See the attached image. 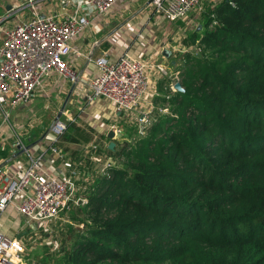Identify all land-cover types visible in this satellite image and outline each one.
Returning a JSON list of instances; mask_svg holds the SVG:
<instances>
[{"label": "trees", "instance_id": "16d2710c", "mask_svg": "<svg viewBox=\"0 0 264 264\" xmlns=\"http://www.w3.org/2000/svg\"><path fill=\"white\" fill-rule=\"evenodd\" d=\"M205 4L183 39L200 51L174 65L184 90L158 87L168 111L107 146L118 165L78 161L87 202L62 212L79 227L57 264H264V0ZM91 140L76 119L57 145Z\"/></svg>", "mask_w": 264, "mask_h": 264}, {"label": "built area", "instance_id": "2783aa9c", "mask_svg": "<svg viewBox=\"0 0 264 264\" xmlns=\"http://www.w3.org/2000/svg\"><path fill=\"white\" fill-rule=\"evenodd\" d=\"M63 1L70 3L71 9L57 13L39 10L36 0H15L16 5L11 6L16 12L12 19L9 13L0 19L1 122L15 134L17 143L24 146L15 130L12 110L28 104L36 92L48 93V82L59 75L79 84L80 95L88 103L99 97L112 102L124 115V123L137 125L136 136H144L152 118L168 111V107L154 104L153 98L159 93L153 83L172 76L176 81L171 83L170 90L175 91L179 72L170 74L168 66L152 55L136 57L125 53L119 59L111 60L106 54H101L93 59L97 67L95 74L81 79L68 61L72 41L90 26L94 13H108L118 0ZM215 1L152 0V4L165 19L177 22L185 19L195 8H202V3ZM5 20L7 24L2 23ZM179 50L187 51L184 45H179ZM75 120L71 110L65 107L61 116H56L46 130L47 134L50 132L48 136L52 133L47 152L57 161L68 162L65 148L57 145V141L67 129L68 122ZM109 129L114 130L118 137L123 135L122 124L112 122ZM91 146L97 148L98 144L92 143ZM43 158L42 154L31 157V163L14 178L0 166V214L12 207L23 215L26 225L34 229L48 228L60 213L87 202L84 192L88 185L79 164H68L64 174L56 175L44 167ZM109 165H114L111 158L105 167ZM23 251L20 239L0 229V264H23Z\"/></svg>", "mask_w": 264, "mask_h": 264}, {"label": "crops", "instance_id": "0c3cea01", "mask_svg": "<svg viewBox=\"0 0 264 264\" xmlns=\"http://www.w3.org/2000/svg\"><path fill=\"white\" fill-rule=\"evenodd\" d=\"M36 7L43 12L55 11L60 13L70 10L71 4L63 0H36ZM186 18L177 22L168 21L158 13L152 4V0H118L108 13L93 14L90 26L73 39L72 51L68 56V61L81 79L95 74L97 67L93 59L101 54H106L111 60H117L125 53L136 57L152 55L156 57L158 62L168 66V69L173 67L174 70L172 69L173 71H171L173 74L176 72L180 74L179 69H176L174 65L177 64L178 53H184L179 50V45L186 47L181 42V38L183 34L187 36L192 34L191 29L188 30L185 27ZM194 23L197 24L196 21ZM197 25L196 28L200 29V23ZM178 63H180V60ZM165 78L171 79L170 85L173 81H176L173 80L172 76L163 77L154 82L153 87H157V90H159L160 82L166 85L167 81L164 80ZM47 87H49L48 93L36 92L28 105L21 104L12 110L15 130L24 146L17 143V138L15 134L10 132L8 125L0 123V166L4 167L7 175L12 178L17 177L31 163V157H37L41 154L44 155L42 162L44 167L50 173H55L56 175L64 174L68 169V164L81 162L83 155L87 157L86 148L90 147L92 141L90 143L73 144L77 146L69 147L70 149H66L64 146L69 163L61 162L47 152L50 143L44 129L40 133L31 132V125L28 124L27 117L33 113L34 115L36 113L38 115L41 114L44 107L49 105L48 100L51 99L50 97H54L53 100H59L65 95L61 106L67 100L65 107L69 108L71 112L76 109V116L81 118L82 124L90 126V122L96 123L102 129V131L97 133L102 138L105 137L107 143L111 141L107 140L110 123L117 122L122 124L126 120L116 106L105 98L101 97L88 103L80 95V85L71 82L63 76L55 75L52 77ZM158 93L159 95L153 98V102L158 107H161L162 105L157 103L160 91ZM96 124L90 127H94L99 131ZM90 177H85L86 183L90 180ZM27 226L25 219L17 216L12 207L0 214V229L8 235H12L15 232L24 233L27 231ZM27 234L26 232L22 236Z\"/></svg>", "mask_w": 264, "mask_h": 264}, {"label": "rangeland", "instance_id": "374dc122", "mask_svg": "<svg viewBox=\"0 0 264 264\" xmlns=\"http://www.w3.org/2000/svg\"><path fill=\"white\" fill-rule=\"evenodd\" d=\"M8 5H16L15 0H0V19L6 18L5 16L8 13L11 14V16L9 18L12 19V16L16 13L11 8L7 9ZM205 5H206L205 3L204 4L202 3V5H201V7L203 6L202 8H198V7L195 8L187 16V18L185 20V21H187V22H185V27L188 30L191 29V33H193V31L198 26L197 24H199L198 22L201 18L200 13H202ZM188 21H189V24H188ZM194 21H196L197 24L194 23ZM5 22H6V20L3 21L2 23L4 24ZM7 23H8V21L6 22V24ZM192 23H194V24H192ZM1 28H0V30H1ZM1 36H2V31H0V43H1ZM186 36L187 35L183 34V36L181 38L182 41L180 40L182 43H183V39ZM186 49H187V51L184 53H197L198 51H200V48L197 47L196 44H188V45H186ZM172 69L174 70L173 67L169 68V72L173 71ZM64 97H65V95L63 97H61L59 100H57V99L53 100L54 97H50L51 99L48 100L49 105L47 107H44L42 112L39 111V112H41V114L38 115L36 113L34 115V113H33L29 117H27L28 124L31 125V132H36L41 127H44V131L46 132V135L48 136L50 134V132L47 134L46 130L47 129L49 130V127L52 125L54 118L57 116L56 115L57 111L59 110V107L61 106ZM99 98H101V97H99ZM107 101H109V100H107ZM35 111H37V110H35ZM72 113L74 116H76L77 110L73 109ZM76 119H77V121H81V118H79V117H77ZM0 123H1V120H0ZM89 124L91 126V125H95L96 123L90 122ZM14 126H15V123H14ZM84 126L87 127L88 129H90V131H92V133H93L92 134V140H91L92 143L98 144V148L92 147L91 146L92 143H90L91 144L90 147L88 146L89 148L92 149L91 150L93 152L92 157H94V159H91L92 160L91 168H98L99 170L103 169L108 164L109 158H111V163H113L114 165H118L119 164L118 158L115 157V155H112V154L110 155V152H107V144L109 145L110 143H107L105 137L102 138L101 135L98 134L100 131H102V129L98 125H97V128L99 129V131H97L94 127L91 128L92 126L90 127L86 124H84ZM122 126H123V133H125V134L122 136H119V137L116 136V138L110 139L111 141L112 140L117 141L118 146H121L126 141L132 140L133 137L135 136V133H134L135 130L132 127L131 123L122 122ZM94 134H96L95 137H94ZM48 137H49L48 138L49 141H51L52 133ZM73 144H76V143H72V144L67 143L65 145V148L70 149L69 147L77 146V145H73ZM115 145H116V143H115ZM97 159L99 161H96ZM76 208H77L76 205H73L71 207V209H74V210ZM12 209L15 210L14 208H12ZM15 212L17 213V216L23 217V215L21 213H19L17 210H15ZM78 227H79L78 222L71 218V210L66 212V213H60L58 218H56L54 221H51V223L48 225V228L39 227L38 229H34L33 227L27 226L26 230H27L28 234L25 236H22L20 238V240L22 241V243L24 245L23 263L24 264H32V262H30V261H34L37 264H57L56 263L57 262L56 261L57 250L60 248L61 244H65V242L67 244H69L70 241H68V240L66 241V239H68V235H71L72 232L73 233L78 232ZM16 234L19 235V234H21V232H15L11 236L17 237Z\"/></svg>", "mask_w": 264, "mask_h": 264}, {"label": "water", "instance_id": "95a60500", "mask_svg": "<svg viewBox=\"0 0 264 264\" xmlns=\"http://www.w3.org/2000/svg\"><path fill=\"white\" fill-rule=\"evenodd\" d=\"M11 6H12V5H8V6H7V9H10ZM73 85H74V84H73ZM174 86H175L176 90H179V91H183V90H184V88L181 86V84H180L179 81H177V82L175 83ZM66 103H67V100H66V101L63 103V105L61 106V108H60V110H59V112H58V114H57V117H60V116H61L62 111H63L64 108H65ZM107 136H108L110 139H113V138L116 137V133H115L114 130H110V131L108 132ZM114 145H115V142L112 140V141L110 142V144H109V147H110V148H114ZM26 232H27V231H25L24 233H21V234L17 235V238L20 239V238L22 237V235L25 234Z\"/></svg>", "mask_w": 264, "mask_h": 264}]
</instances>
